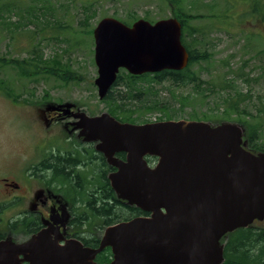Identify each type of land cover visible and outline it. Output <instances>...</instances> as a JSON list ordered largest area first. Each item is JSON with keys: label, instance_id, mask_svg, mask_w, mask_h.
Returning <instances> with one entry per match:
<instances>
[{"label": "water", "instance_id": "1", "mask_svg": "<svg viewBox=\"0 0 264 264\" xmlns=\"http://www.w3.org/2000/svg\"><path fill=\"white\" fill-rule=\"evenodd\" d=\"M181 31L172 17L130 26L100 19L92 31L99 100L121 69L133 76L183 70L189 54ZM75 117L79 136L97 142L116 169L109 182L118 199L147 216L107 227L97 248L77 241L60 246L46 232L20 245L4 241L0 264H98L105 248L112 254L107 264H222L221 240L264 220V153L246 149L241 127L188 120L138 125L106 112ZM146 157L156 158L153 167Z\"/></svg>", "mask_w": 264, "mask_h": 264}, {"label": "rangeland", "instance_id": "2", "mask_svg": "<svg viewBox=\"0 0 264 264\" xmlns=\"http://www.w3.org/2000/svg\"><path fill=\"white\" fill-rule=\"evenodd\" d=\"M6 2L19 10L5 11L2 5ZM180 6L187 14L202 16L190 24L201 28L199 49H206L209 58L193 69L202 82L201 88L209 91L203 97L195 94L192 86L176 88L163 82L152 84L154 94L173 111L172 121L213 125L211 121L219 120V124L239 126L241 116L230 106L239 112L252 111L251 103L259 104L264 96L263 82L254 81L264 66L260 53L264 42V0H180ZM173 9L166 0H0V60L10 62L0 65V175L6 174L2 166L17 154H28L33 142L28 135L26 105L34 104L29 110L36 117L49 103L73 104L95 115L107 112L93 83L97 68L92 31L100 19L110 17L130 25L138 19L155 23L173 17ZM33 54L41 55L48 65L51 60L57 61L74 74L75 82L45 76L21 77L13 62ZM136 106V102L128 105L131 110ZM134 111L121 122L143 124L153 117L164 119L161 111ZM36 117L38 130L42 121ZM253 225L264 228V220Z\"/></svg>", "mask_w": 264, "mask_h": 264}, {"label": "flooded vegetation", "instance_id": "3", "mask_svg": "<svg viewBox=\"0 0 264 264\" xmlns=\"http://www.w3.org/2000/svg\"><path fill=\"white\" fill-rule=\"evenodd\" d=\"M31 105L34 104L26 105L24 112L29 120L28 135L33 141L28 154H17L8 165L2 166L7 175H0V243L20 245L46 232L47 241L60 246L70 241L83 246L85 242L94 244L108 227L99 209L103 198H109L103 196L102 182L106 180L113 193L108 203L111 207L119 209V202H123L109 182V175L116 169L96 150L97 142L84 141L76 127L79 121L76 115H96L73 104L49 103L41 116L36 117L29 110ZM35 117L42 121L39 131ZM117 154L120 153L114 156L125 160V154L122 158Z\"/></svg>", "mask_w": 264, "mask_h": 264}, {"label": "trees", "instance_id": "4", "mask_svg": "<svg viewBox=\"0 0 264 264\" xmlns=\"http://www.w3.org/2000/svg\"><path fill=\"white\" fill-rule=\"evenodd\" d=\"M166 1L174 8L172 16L182 25L181 42L189 53V63L181 71L165 70L156 74H143L140 76H133L126 73L124 70H120L112 87L108 91L106 97L102 100L103 103H106L105 106L108 113L119 121L122 119L128 120L129 115L135 113L134 110L137 108H142V110L148 112L161 111L163 112L164 119L160 121L172 120L173 117L171 114L173 111L168 108L166 103L159 99L157 94H154L152 84L168 82L170 86L176 88L192 86L193 92L203 97H205L204 92L209 91L207 88H201L200 85L202 82L193 69L196 64L205 62L209 58L206 49H199L201 45L198 37L203 34L201 28H194L190 24L192 21L197 20L202 16L187 14L184 12L180 6V0ZM2 6L5 11L8 12L19 10L18 6H15L10 2H6ZM33 16L37 19L35 14H33ZM85 16L87 17V14ZM123 23L130 25L129 22L123 21ZM260 53L264 58V42ZM9 63L10 62L0 60V65L2 66L9 65ZM13 63H15L14 68L17 70V73L21 77L27 79L45 76L54 77L55 79L66 83L74 80V74L70 70L59 66L58 62L55 60H51L50 65H48L49 62L43 60V57L38 54H33L21 61L16 60ZM260 79L264 84V66L261 67V72L254 81L257 82L260 81ZM144 84H146L147 87H144ZM133 102H136L138 106H136L134 110H131L128 105H132ZM258 103L259 104L251 103L253 108L252 111L245 112H239L236 107L232 105L230 106V110L235 111L237 115L241 116V120L238 123L244 132V138L247 142L246 149L254 154L264 153V96L258 101ZM218 121L219 120H213L211 122L214 123L213 126H217L219 125V123H217ZM117 156L122 158L124 154H117ZM146 160L148 163H152L155 161V158L146 157ZM101 190L104 194H102L103 196L108 195V197L111 198L110 194L113 193L106 180L102 182ZM109 198H103L102 207L99 208L102 211V218L105 222V226L113 225L117 221H127L141 214L146 215V213L140 211L138 208L128 206L127 204L125 205L123 202H119V209H115L108 204L111 201ZM112 209L113 212L111 213ZM93 217L96 218L97 216L94 215ZM98 243L99 239H97L94 244L85 242L84 245L91 248H97ZM222 245L224 258L222 264H264V228H258L251 225L246 228L237 229L227 234L222 239ZM111 258L112 254L110 248H105L96 256L95 261L99 264H105L109 263Z\"/></svg>", "mask_w": 264, "mask_h": 264}, {"label": "built area", "instance_id": "5", "mask_svg": "<svg viewBox=\"0 0 264 264\" xmlns=\"http://www.w3.org/2000/svg\"><path fill=\"white\" fill-rule=\"evenodd\" d=\"M152 119V121H155V117H153V118H151Z\"/></svg>", "mask_w": 264, "mask_h": 264}]
</instances>
